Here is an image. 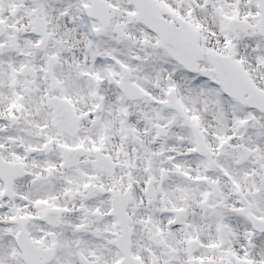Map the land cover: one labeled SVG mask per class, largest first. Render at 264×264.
I'll use <instances>...</instances> for the list:
<instances>
[{"label":"snow or ice","instance_id":"6c2138e0","mask_svg":"<svg viewBox=\"0 0 264 264\" xmlns=\"http://www.w3.org/2000/svg\"><path fill=\"white\" fill-rule=\"evenodd\" d=\"M0 264H264V0H0Z\"/></svg>","mask_w":264,"mask_h":264}]
</instances>
